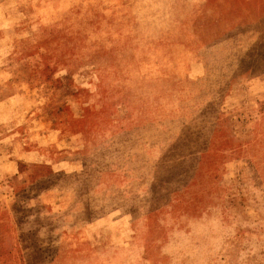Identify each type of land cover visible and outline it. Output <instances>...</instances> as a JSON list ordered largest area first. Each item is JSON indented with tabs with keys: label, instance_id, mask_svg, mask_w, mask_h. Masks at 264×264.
<instances>
[{
	"label": "rangeland",
	"instance_id": "1",
	"mask_svg": "<svg viewBox=\"0 0 264 264\" xmlns=\"http://www.w3.org/2000/svg\"><path fill=\"white\" fill-rule=\"evenodd\" d=\"M0 264H264V0H0Z\"/></svg>",
	"mask_w": 264,
	"mask_h": 264
}]
</instances>
